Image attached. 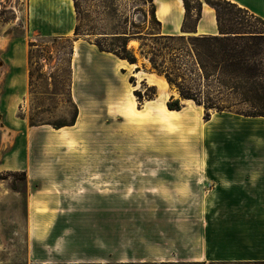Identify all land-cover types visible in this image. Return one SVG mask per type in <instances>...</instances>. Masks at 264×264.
Listing matches in <instances>:
<instances>
[{
	"label": "rangeland",
	"instance_id": "obj_1",
	"mask_svg": "<svg viewBox=\"0 0 264 264\" xmlns=\"http://www.w3.org/2000/svg\"><path fill=\"white\" fill-rule=\"evenodd\" d=\"M152 2L73 0L74 30L46 36L29 0H0V264H264V120L237 113L252 92L205 79L186 39L157 34ZM125 32L138 62L116 59L118 79L82 63L79 114L76 40L121 51ZM154 53L225 110L170 109L178 86Z\"/></svg>",
	"mask_w": 264,
	"mask_h": 264
},
{
	"label": "trees",
	"instance_id": "obj_2",
	"mask_svg": "<svg viewBox=\"0 0 264 264\" xmlns=\"http://www.w3.org/2000/svg\"><path fill=\"white\" fill-rule=\"evenodd\" d=\"M186 10V18L190 16L191 5L188 0H183ZM196 19L201 16L202 0H194ZM215 10L216 21L218 25V34H198V35H164L160 32L161 22L155 15V4H152V17L158 27V35L167 39H186L190 52L193 51L195 60L201 69V74L205 79H214L220 86L229 89H247L252 94H242V100L251 101L253 110L249 113H240L245 116L264 117V83H258L254 77L259 73L258 66L254 62V57L262 52L261 43L264 40V18L247 7L241 6L232 0H204ZM262 27V28H261ZM126 33V32H125ZM123 48L121 51L117 49H107L100 43L96 42L100 50L108 51L121 59L127 60L131 64H136L138 59L133 50L127 48L129 34H124ZM157 56H149L153 68L159 75L164 76L166 81L172 86H178L179 96H170L167 100V106L170 109H182V100H191L199 106H203L206 110V119L210 116V110L221 112L225 110L219 105L217 98L207 96L206 91L198 94L192 93L183 87L173 76L171 68L165 66L164 62H158ZM253 62V63H251ZM183 75V74H182ZM134 81L133 76L130 77ZM130 80V81H131ZM250 85V86H249ZM139 94V93H138ZM140 95V94H139ZM76 107V106H75ZM230 111V110H229ZM78 108L76 107V117ZM76 119V118H75ZM75 120L68 123L55 124V128L64 125H72Z\"/></svg>",
	"mask_w": 264,
	"mask_h": 264
},
{
	"label": "crops",
	"instance_id": "obj_3",
	"mask_svg": "<svg viewBox=\"0 0 264 264\" xmlns=\"http://www.w3.org/2000/svg\"><path fill=\"white\" fill-rule=\"evenodd\" d=\"M202 1L203 4L200 18L196 19L195 10L192 9L190 15L193 20L191 24H189V17L186 18V10L183 0H154L155 15L156 18L161 22V34H218L219 32L215 10L204 0ZM232 1L237 2L241 6L247 7L251 11L264 18V0ZM47 2L48 4L44 0H39L37 5L34 6L32 0H29V20L31 23L33 22L34 26H30V30H36L39 34L46 36H65L70 34L74 30L75 25L73 0H47ZM166 6H168L169 8L166 9ZM37 27H39L38 30ZM124 61L127 60L121 59L111 52L100 50L98 46L94 43L84 40L79 42V40H76L73 53L74 92L72 93V97L79 108V114L83 111L84 108H87V97L83 96L82 94H79L80 76H82L83 74L81 72V64L86 63V65L98 68L95 73L100 74L101 70H113V75L115 74L118 79V72H120L121 69L117 71L114 64L116 62V67L118 68ZM85 74L89 75V73ZM125 80L126 78L123 79V81ZM173 95L175 97H178V94H176L175 92L173 93ZM183 101L184 100H182L181 102ZM253 118L256 120H264V117L262 118V116Z\"/></svg>",
	"mask_w": 264,
	"mask_h": 264
},
{
	"label": "bare ground",
	"instance_id": "obj_4",
	"mask_svg": "<svg viewBox=\"0 0 264 264\" xmlns=\"http://www.w3.org/2000/svg\"><path fill=\"white\" fill-rule=\"evenodd\" d=\"M169 7L168 6H166V9H168ZM210 122L213 124V123H215V121H214V119L212 120H210Z\"/></svg>",
	"mask_w": 264,
	"mask_h": 264
}]
</instances>
